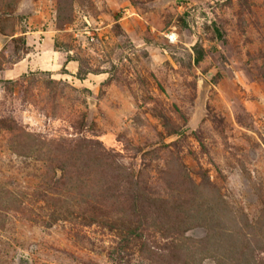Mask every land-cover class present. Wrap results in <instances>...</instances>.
Instances as JSON below:
<instances>
[{
    "label": "rangeland",
    "instance_id": "rangeland-1",
    "mask_svg": "<svg viewBox=\"0 0 264 264\" xmlns=\"http://www.w3.org/2000/svg\"><path fill=\"white\" fill-rule=\"evenodd\" d=\"M0 264H264V0H0Z\"/></svg>",
    "mask_w": 264,
    "mask_h": 264
}]
</instances>
